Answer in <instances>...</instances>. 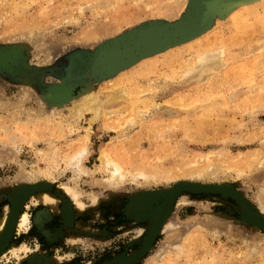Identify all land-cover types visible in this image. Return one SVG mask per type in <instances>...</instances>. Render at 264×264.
<instances>
[{"label":"rangeland","instance_id":"rangeland-1","mask_svg":"<svg viewBox=\"0 0 264 264\" xmlns=\"http://www.w3.org/2000/svg\"><path fill=\"white\" fill-rule=\"evenodd\" d=\"M263 161L264 0H0V264H264Z\"/></svg>","mask_w":264,"mask_h":264},{"label":"bare ground","instance_id":"bare-ground-1","mask_svg":"<svg viewBox=\"0 0 264 264\" xmlns=\"http://www.w3.org/2000/svg\"><path fill=\"white\" fill-rule=\"evenodd\" d=\"M215 58H217V57L215 56L212 59H215ZM51 91H52V94H54L55 96H63L66 93V90L63 87H61V86H54V87H52ZM94 95H95V92H94L93 89H91V90H83L81 92L79 98H78L77 103H75V105H73V106H75L73 108V111L74 112H79V113L81 111V113H82L85 110H91V111H93L94 113H96L98 115L99 111L101 109V106L98 103V101L96 100ZM103 158H105V155H104ZM118 171H119V168H118V166H116L115 172H118ZM30 190H32V189H27L25 194L30 192ZM164 193H165V191H164ZM175 193H176V191H175ZM47 195L48 194H43L42 196L38 197V199H40V200H46L47 199L48 200V196ZM171 198H172V193H170V192L169 193H165V194L159 196L158 198H154V199L152 197H149V198H146L147 202L143 200L142 207L144 209H146V207L147 208H151L154 211H156V209H157V211L159 213L158 214V219L160 220L162 217H164V213L166 212L165 211L166 207L169 205V203L171 201ZM6 216L7 215H5L3 217V219L0 221L1 227L3 225H5L6 222H7L6 221L7 220ZM26 220H27L26 215H23V217L20 219V221L18 223V226H23L24 223L26 222ZM254 220L258 224H261V225L263 224L261 219H259L257 217H255ZM11 221H12V219H10V223H11ZM12 224H13V221H12ZM9 233H10V226H9L8 231H6L5 234L2 236V242L3 243L6 242L7 236H8Z\"/></svg>","mask_w":264,"mask_h":264},{"label":"water","instance_id":"water-1","mask_svg":"<svg viewBox=\"0 0 264 264\" xmlns=\"http://www.w3.org/2000/svg\"><path fill=\"white\" fill-rule=\"evenodd\" d=\"M162 195H163V194H162ZM159 196H161V195H158V194H152V195H150V196H147V195H146V196L142 197L141 199L147 202L146 198L152 197V198L154 199V198H158ZM145 210H146V211H147V210L150 211L151 213H153L154 215H156V216L158 217V214H159V213H158L157 209H156V211H154L153 209H151V208H147V207H146Z\"/></svg>","mask_w":264,"mask_h":264}]
</instances>
